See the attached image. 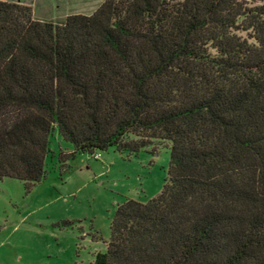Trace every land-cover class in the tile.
<instances>
[{"label":"trees","instance_id":"trees-1","mask_svg":"<svg viewBox=\"0 0 264 264\" xmlns=\"http://www.w3.org/2000/svg\"><path fill=\"white\" fill-rule=\"evenodd\" d=\"M237 31H246L243 37ZM169 141L159 194L118 205L95 264H264V7L105 0L52 22L0 0V179Z\"/></svg>","mask_w":264,"mask_h":264},{"label":"rangeland","instance_id":"rangeland-1","mask_svg":"<svg viewBox=\"0 0 264 264\" xmlns=\"http://www.w3.org/2000/svg\"><path fill=\"white\" fill-rule=\"evenodd\" d=\"M19 1L36 19L60 22L70 14H91L105 0ZM263 6L264 0H246ZM238 35L249 36L246 31ZM44 176L36 182L0 179V264H95L105 250L118 205L160 193L169 168V141L137 153L76 152L54 131Z\"/></svg>","mask_w":264,"mask_h":264}]
</instances>
